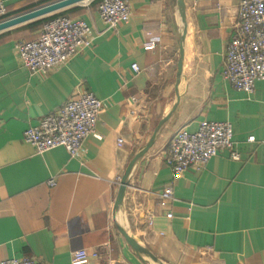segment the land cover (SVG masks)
Returning a JSON list of instances; mask_svg holds the SVG:
<instances>
[{
    "label": "crops",
    "instance_id": "crops-1",
    "mask_svg": "<svg viewBox=\"0 0 264 264\" xmlns=\"http://www.w3.org/2000/svg\"><path fill=\"white\" fill-rule=\"evenodd\" d=\"M2 1L0 21L58 0ZM98 2L79 1L0 30V259L71 264L72 253L84 249L96 253L88 264H146L117 222L164 264H264V80L246 94L222 75L238 0H183L178 81L177 0H127L128 21L114 29L101 21ZM57 16L85 21L92 44L45 75H31L15 44L37 38ZM149 38L157 44L146 51ZM84 91L102 108L78 155L63 147L39 154L23 140L26 128ZM175 102L114 214L128 162ZM201 120L230 122L239 158L221 150L175 178L165 164L170 139L180 129L195 131ZM168 185L175 199L163 202L159 192Z\"/></svg>",
    "mask_w": 264,
    "mask_h": 264
},
{
    "label": "built area",
    "instance_id": "built-area-1",
    "mask_svg": "<svg viewBox=\"0 0 264 264\" xmlns=\"http://www.w3.org/2000/svg\"><path fill=\"white\" fill-rule=\"evenodd\" d=\"M99 17L108 29L127 22L130 7L127 0H99ZM5 5L0 0V18ZM234 31L224 53L223 77L230 84L246 93L254 91L255 83L264 80V0H238ZM88 24L65 16L54 17L43 24L40 35L32 40L15 44L21 65L31 75H45L52 68L68 62L92 44ZM156 39L149 38L142 44L144 50L156 47ZM131 68L139 71L133 62ZM102 101L92 92L84 91L69 98L55 113L43 116L35 125L23 132V140L41 154L55 147H63L70 156L79 154L82 141L93 132ZM232 126L228 121L201 120L195 131L180 129L169 142L165 164L175 178L191 166H204L221 150L237 160L239 154L233 149ZM249 136L248 141H254ZM122 140L118 139V143ZM49 184H54L51 178ZM159 196L163 202L174 200L171 185L165 186ZM171 217V214H167ZM95 252L80 249L72 253L71 264H88ZM0 264H39L37 260L21 257L0 259Z\"/></svg>",
    "mask_w": 264,
    "mask_h": 264
},
{
    "label": "water",
    "instance_id": "water-1",
    "mask_svg": "<svg viewBox=\"0 0 264 264\" xmlns=\"http://www.w3.org/2000/svg\"><path fill=\"white\" fill-rule=\"evenodd\" d=\"M83 0H58L55 2H52L50 4H46L44 6L35 8L31 11L25 12L23 14L4 19L0 21V30L11 27L15 24L27 21L32 18H36L39 16H42L44 14H47L49 12H52L54 10H57L59 8H62L64 6H67L72 3H76ZM177 6L179 10V14L182 20L183 29L180 36V48H179V58L177 61V81L180 79L181 76V70H182V60H183V43H184V37L186 34V20H185V12H184V2L183 0H177ZM179 99V94L176 95V100ZM176 107V102L173 105L172 109L169 113H167L162 119L159 120L158 124L154 128L150 138L148 141L134 154V156L130 159L128 162L118 185L117 194L114 200L113 204V212L114 214L118 213L123 205V198L124 193L126 190V187L128 185V179L130 176V173L134 167V165L137 163V161L147 152V150L152 146L154 143V140L156 138V135L158 134L161 127L164 125V123L168 120V117L170 114L174 111ZM116 227L118 232L121 234V236L124 238L125 242L128 244V246L131 248V250L134 252V254L144 263L151 264L150 262H153L155 264H164L160 259H158L152 252H150L145 246L140 244L138 240L132 236L128 231L119 223L116 222Z\"/></svg>",
    "mask_w": 264,
    "mask_h": 264
},
{
    "label": "rangeland",
    "instance_id": "rangeland-1",
    "mask_svg": "<svg viewBox=\"0 0 264 264\" xmlns=\"http://www.w3.org/2000/svg\"><path fill=\"white\" fill-rule=\"evenodd\" d=\"M153 264V263H152Z\"/></svg>",
    "mask_w": 264,
    "mask_h": 264
}]
</instances>
